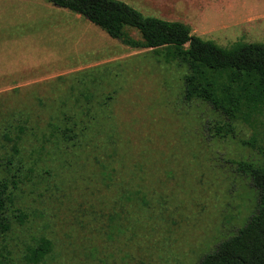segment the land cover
Segmentation results:
<instances>
[{"label": "rangeland", "instance_id": "1", "mask_svg": "<svg viewBox=\"0 0 264 264\" xmlns=\"http://www.w3.org/2000/svg\"><path fill=\"white\" fill-rule=\"evenodd\" d=\"M119 1L221 47L264 43V0ZM187 73L47 0H0V130L14 116L42 131L62 112L95 126L39 155L15 191L0 264H28L43 237L54 250L39 264H199L246 226L258 194L238 163H264V116L216 136L225 118L184 99ZM40 145L29 136L27 167Z\"/></svg>", "mask_w": 264, "mask_h": 264}, {"label": "trees", "instance_id": "2", "mask_svg": "<svg viewBox=\"0 0 264 264\" xmlns=\"http://www.w3.org/2000/svg\"><path fill=\"white\" fill-rule=\"evenodd\" d=\"M47 1L80 14L125 46L151 49L167 64L177 62L186 66L184 99L208 103L225 118L223 124L214 127L216 136L235 137L238 123L252 125L264 116V43L237 42L228 48L221 47L192 34L185 23L146 17L119 0ZM130 29L137 30L141 39L131 36ZM60 116L42 131L30 125L29 118L12 116L4 130H0V169L6 173L0 179V236L12 231L9 212L15 204V191L34 172L33 166L47 145L75 142L95 129L67 113ZM29 136L41 145L33 147L29 157L33 165L27 167L25 146ZM257 136L244 141V145L254 148ZM238 169L251 179L257 191V211L237 235L222 242L199 264H264V163L241 161ZM15 218L23 224L27 215L19 211ZM53 250V242L43 237L29 249L25 260L39 264Z\"/></svg>", "mask_w": 264, "mask_h": 264}]
</instances>
